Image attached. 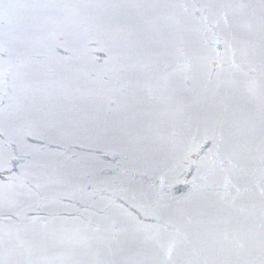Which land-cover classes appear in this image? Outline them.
Segmentation results:
<instances>
[{"label": "water", "instance_id": "water-1", "mask_svg": "<svg viewBox=\"0 0 264 264\" xmlns=\"http://www.w3.org/2000/svg\"><path fill=\"white\" fill-rule=\"evenodd\" d=\"M0 264H264V0H0Z\"/></svg>", "mask_w": 264, "mask_h": 264}]
</instances>
